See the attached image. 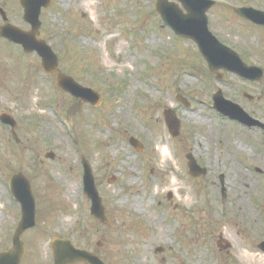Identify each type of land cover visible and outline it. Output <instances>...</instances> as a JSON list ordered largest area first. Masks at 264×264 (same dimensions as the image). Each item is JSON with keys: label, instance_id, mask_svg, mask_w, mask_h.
Listing matches in <instances>:
<instances>
[{"label": "rangeland", "instance_id": "rangeland-1", "mask_svg": "<svg viewBox=\"0 0 264 264\" xmlns=\"http://www.w3.org/2000/svg\"><path fill=\"white\" fill-rule=\"evenodd\" d=\"M219 1L208 14L214 34L264 72V31L219 21L228 3L264 7V0ZM154 2L52 0L42 10L41 38L62 73L101 97L96 108L59 91L35 56L24 57L0 38V115L15 117L19 141L0 124V252L11 247L19 218L8 187L19 172L30 180L39 220L23 236L36 256L28 264H45L55 237L106 264H264L257 248L264 240V130L212 107L220 90L264 124V75L250 83L222 72L218 81L196 47L161 23ZM0 8L27 29L18 0H0ZM166 109L179 122L176 139L165 127ZM130 138L141 143L139 153ZM49 152L53 160L45 158ZM187 154L206 171L202 177L189 176ZM83 158L107 226L89 215ZM218 236L231 245L228 255L217 250Z\"/></svg>", "mask_w": 264, "mask_h": 264}, {"label": "water", "instance_id": "water-1", "mask_svg": "<svg viewBox=\"0 0 264 264\" xmlns=\"http://www.w3.org/2000/svg\"><path fill=\"white\" fill-rule=\"evenodd\" d=\"M176 1L181 3L183 9L186 11L185 15L175 3H171L168 0H157L155 10L163 22L177 36L189 39L196 44L200 55L212 73L216 74L218 70H224L238 75L243 80L258 81L261 79L262 70L245 66L237 54L221 45L209 33L206 13L213 5L212 2L206 0ZM20 3L24 8V20L32 27L31 32L25 34L10 25H5L0 28V37L21 45L26 53L36 51L42 59L43 70L46 73L57 72L58 77L56 81L59 89L70 93L82 102H89L92 106H96L100 102V97L91 90L76 85L70 78L62 76L56 69L57 59L55 55L44 42L37 39L40 28V22L38 21L40 9L46 7L49 0H20ZM236 13L256 25L264 26V14L260 12L251 9H238ZM213 101V107L219 114L237 121L248 128L257 126L264 129L263 125L251 119L237 105L225 101L220 91L214 94ZM164 117L169 134L173 138L178 137L179 124L174 113L167 111ZM0 120L4 124L11 125L14 129L15 123L11 118L2 115ZM131 144L137 149L138 143L135 140H131ZM47 157L53 158L52 154H48ZM186 158L188 159L189 173L192 177L198 178L205 174V170L200 169L190 155H187ZM83 163V192L91 202V217L107 222L101 199L94 185L90 167L86 162L83 161ZM10 190L12 197L21 206V221L13 236V248L11 251L0 255V264H19L23 254L21 236L24 231L34 226L35 221V204L28 181L19 174L15 175L11 179ZM53 247L55 250V264H67L77 260L88 263L92 261V257L87 253L74 251L72 248V250H68L65 242L54 241ZM217 247L220 250H225L229 248V245L220 239L217 242ZM258 248L264 252V242Z\"/></svg>", "mask_w": 264, "mask_h": 264}, {"label": "flooded vegetation", "instance_id": "flooded-vegetation-1", "mask_svg": "<svg viewBox=\"0 0 264 264\" xmlns=\"http://www.w3.org/2000/svg\"><path fill=\"white\" fill-rule=\"evenodd\" d=\"M218 1V6L217 5H215L212 9H214L216 6V8H218L219 7V5L221 4V2L219 1V0H217ZM50 2H51V4H52V0H50ZM228 6H232L231 4H227ZM241 6H252V7H254V8H256V9H258V10H262V11H264V7H259V6H254V5H241ZM2 9V8H1ZM3 10V9H2ZM226 11H227V13L226 14H228V16H225V19H221V20H219L220 21V23H224V24H232L233 25V29L234 28H236L237 26H239V25H241L242 23H244V22H242V20L241 19H239V17H237L232 11H231V9H230V7H227L226 9H225ZM211 11V10H210ZM209 21V28H210V30H211V32L214 34V32H213V25L211 24V22H210V20H208ZM230 22V23H229ZM245 25H248L249 27H251V28H253V26L252 25H250V24H246V23H244ZM24 26L25 27H27L25 24H24ZM223 26H225V27H228V28H230L231 27V25H223ZM259 29H263V28H259ZM215 35V34H214ZM217 38H218V36H216ZM219 39V38H218ZM220 40V39H219ZM221 41V40H220ZM222 42V41H221ZM43 221H44V219H43ZM97 222V221H96ZM99 225H104L103 223H101V222H97ZM109 223H110V221L108 222V224L107 225H109ZM106 225V226H107ZM68 240V239H67ZM70 241V240H69ZM74 245V244H73ZM74 247L75 248H77V249H81V248H78V247H76L75 245H74ZM34 257H36L35 256V254H34V252L32 253V257H31V254H28V253H26V255L23 257V259H22V261H21V263L20 264H28V261H30L31 259L33 260L34 259ZM38 258H40V257H38ZM41 260H42V258H40ZM45 260V259H44ZM102 261V260H101ZM53 262H54V259H53V253H52V246H50L49 245V252H48V258H47V260H45V264H53ZM103 262V261H102ZM105 263V262H104ZM34 264V263H33ZM77 264H81V263H77ZM106 264V263H105Z\"/></svg>", "mask_w": 264, "mask_h": 264}, {"label": "bare ground", "instance_id": "bare-ground-1", "mask_svg": "<svg viewBox=\"0 0 264 264\" xmlns=\"http://www.w3.org/2000/svg\"><path fill=\"white\" fill-rule=\"evenodd\" d=\"M240 146H241V145L238 144V147H240ZM238 183L241 184L242 186H244V187H246V188L248 189V184L246 183V181H245L244 178H241V180L238 181ZM173 184H176V182L174 181ZM176 192H177V190H176ZM187 199H188V197H187ZM187 202H189V201H187ZM136 209H137V208H136ZM137 210H139V209H137ZM250 260L252 261V259H250Z\"/></svg>", "mask_w": 264, "mask_h": 264}]
</instances>
